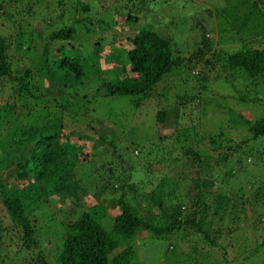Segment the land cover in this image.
Returning a JSON list of instances; mask_svg holds the SVG:
<instances>
[{
    "label": "trees",
    "instance_id": "16d2710c",
    "mask_svg": "<svg viewBox=\"0 0 264 264\" xmlns=\"http://www.w3.org/2000/svg\"><path fill=\"white\" fill-rule=\"evenodd\" d=\"M159 1L162 2V0ZM259 1L261 0H225L224 7L214 8L213 12L207 11V14L214 13L217 19L216 25L220 23L218 24L222 28L220 36L226 31H232L235 36H238L240 43L239 47L231 52L213 48L209 58L205 53L211 49V45L207 42L204 27L201 25V31L197 34L198 41L193 39L192 42L196 48L194 50L190 48L189 55L184 56L187 52L183 50L188 47V44H176L171 34L173 30H179L177 28L181 24H178V21L177 24L175 22L171 24L173 28L159 21L161 24L158 23V26H164L159 30L155 29L156 25L146 24L138 32L126 38L127 48L122 49L117 55H111V58L108 57L113 65L112 72L101 69V62L98 60L101 48L99 45L94 46L91 54L82 58H76L70 54L66 42L73 38L72 27L66 26L51 32L47 38L48 44L44 43L39 60L40 65L35 68V72L38 84L41 85L42 81L44 84L45 81L46 87H49L47 91L55 90L61 98H66L65 89L70 91L73 88L72 96L76 95V97L70 96L73 98L71 101L62 100L64 103L62 108H72L71 113L66 114L70 118L68 124L62 116L49 115L43 112V108L38 110L37 105L28 102L29 98L34 101H41L43 98L30 90L29 79L32 77L30 69L12 75L8 56L11 43L0 33V90L6 83L14 82V94L18 100L16 103L13 93L6 97L4 104L0 107V113L3 115L0 116V120L11 115L12 110L19 108V101H21L20 108L23 110L19 114H14L19 121L17 122L15 118V122L19 125L13 130L14 135L5 136L0 142L2 151L0 154V204L9 221V225L4 228L0 225V246L4 233H8V229L10 231L12 227L16 229L15 235L25 250L39 249L35 258L37 263L50 264L41 252L44 246L41 247V243L39 244L35 237V218L30 219L29 212L43 204L50 205L52 196H56L58 206L57 204L54 206L59 208L57 213L60 212L62 215L59 218L60 221L53 219L50 222L52 226L49 227V229L55 227L53 235L58 234L56 237L58 245L47 250L51 260L56 264H130L133 251L129 243L138 230L146 231L157 240H166L170 239L174 232L182 229L189 235L199 236L209 245L213 244V238L210 237L213 230H210V227L216 221L223 219V215L230 206V198L226 194L211 190L215 181L208 176L192 178L190 180L193 184L192 195L187 192L183 197L176 195L178 182L174 177L163 175L154 186V179L148 177L137 178L136 184L131 182L133 172L139 169L153 172L149 163L135 165L131 163L132 161L123 158L124 148L129 146L137 153V150L141 151L139 148L142 145L120 144L117 135L106 140L101 136L98 137L94 126L91 125V120H87L86 116L95 111L93 103L97 99L99 101L113 96L131 97V111L133 114L136 111L139 112L141 105L152 97L156 86L160 83L165 84L175 70H180V73H183L188 80L196 81L195 89L206 97L209 86L206 88L204 81L207 77L201 76V71L193 72L197 65H202L208 71L217 68L212 83L223 81L234 89V81L240 78L239 80L245 83L243 82L242 88H235V100L239 103H258L260 99L256 96L257 89L260 85L264 86V51L247 44L251 41L255 43L256 40L252 38L264 34V7L258 5ZM128 2L130 3L131 0ZM149 2H155V0H138L136 4L129 6V8L133 7V11L130 9L126 13L117 11L116 16L120 24L138 22L140 14L148 10ZM81 7L87 9V6L83 4ZM181 29L183 33L190 31L189 27ZM21 32L18 33L19 37L23 36ZM18 39L14 49L31 54L34 46L29 40ZM91 80H96L98 84L93 88L92 93L88 94L85 89L88 87L91 90L88 86ZM43 87L44 93L43 90L46 89ZM42 92H40L41 95ZM194 97V95L178 97L177 94V104L183 106ZM227 111L230 123L246 128L252 140L264 138V115L249 120L229 108ZM166 113L165 109L154 110L153 121L160 125L167 124L169 120ZM106 117L114 122L128 124L134 115L119 113L115 120L109 115ZM82 119H86L87 122L82 124ZM83 134L85 136H82V139L85 143H90L89 137L97 135V140H103L106 147L99 149L86 143L88 149L85 152L81 148L75 151L69 139L74 135L81 137ZM156 143L154 146L152 144L145 148L148 156L157 155H154V152L159 149V146H155ZM152 147H154L153 150ZM96 150L103 153L96 156L94 155ZM181 154L187 157L191 164L199 163L198 151L181 147ZM160 160L164 158L161 157ZM95 162H100L99 166H93ZM147 162L150 161L147 160ZM240 162L239 159L234 161L243 169ZM85 164L88 165L89 171L97 167V171L93 173L90 171L92 175L94 172L97 173L93 179H96L94 185L98 190L92 194L95 203L88 208H84L80 201L81 197L88 196L87 190L80 186L79 178L76 179L74 174L78 166ZM107 164L109 167L102 170L101 168ZM206 167L208 171L209 166ZM233 170H227L224 175L233 177ZM9 179L14 181L12 186H7ZM255 181L260 185H257L258 188L253 192L248 203L254 206L261 196L260 189L263 188L261 187L263 183L259 179ZM139 185H143V188ZM149 186L150 188L146 190L145 187ZM20 191H26L28 194L20 196ZM105 191L112 193L114 197L116 213L112 218H107L108 214L98 202L100 195ZM245 197L247 196H240L243 203L246 202L245 199L243 200ZM66 200L70 207L73 205L76 208L75 217L64 211L66 208L62 206ZM254 206H251V211ZM152 208H156V213L152 214ZM104 219L112 221L108 229L102 227L101 223ZM40 228L42 229L43 226ZM215 232L218 233V230ZM45 240L49 241L47 238ZM122 242L126 248L113 255L112 252ZM260 245L263 246L264 242ZM169 246L172 247V245ZM188 264H192V261L189 260Z\"/></svg>",
    "mask_w": 264,
    "mask_h": 264
},
{
    "label": "rangeland",
    "instance_id": "374dc122",
    "mask_svg": "<svg viewBox=\"0 0 264 264\" xmlns=\"http://www.w3.org/2000/svg\"><path fill=\"white\" fill-rule=\"evenodd\" d=\"M136 1L138 2V0H131L130 3L128 0H20L19 2L0 0V33L11 43L8 56L12 75L30 69L32 71V77L29 79L30 90L43 98L41 101L29 98L28 102L37 105L36 109L38 110L43 108V112L49 115L62 116L67 124L70 122V118L66 114L71 113L72 108H62L64 104L62 100L71 101L76 97V95L72 96L73 88L70 91L65 89L66 98H61L55 90L47 91L49 87H46L45 81L44 84L42 81V84L39 85L35 72V68L40 65L39 60L44 43L48 44L49 34L62 27L70 26L74 30L72 40L66 42L72 56L82 58L91 54L94 46L101 47L98 60L101 62V69L105 72H112L113 68L108 57L111 58V55H117L122 49L127 48L126 38L138 32L146 24L156 25V30L163 28L164 26H158V23L161 24L159 21L171 27L173 26L171 24L174 22L177 24V21L178 24H181L177 28L179 30H173L171 34L175 38L176 44H188V47L183 50L187 52L184 54L185 57L189 55L192 48L193 50L196 48L192 42L198 41L197 34L201 31L200 25L204 27L205 37L211 45V49L205 53L207 58L210 57L213 48L226 49L231 52L239 47L238 36H235L232 31H226L220 36L222 29L218 25L220 23L218 22L216 25L217 19L214 13L207 14V11L213 12L214 8L224 7L225 0H162V2L155 0V2H149L148 10L146 9L141 13L142 15L140 14L138 22L121 25L116 12L126 13L128 9L133 11V7L129 8V6L136 4ZM82 4L87 6L86 10L81 7ZM258 5L264 7V0L259 1ZM183 27H189L190 31L187 30L188 33H183L184 31H181ZM19 32L23 33L22 37L18 36ZM18 38H25L34 46L31 54L23 53L21 49V51L14 49L16 42L19 41ZM252 40H256V42L251 41L247 44L248 46L264 51V34L256 36ZM190 44L192 45L190 46ZM201 67L202 65H197L193 72L201 71V76L207 77V80L204 81L206 88L209 86L206 97H203L195 89L196 81L188 80L183 73H180V70H175L167 78L165 84L160 83L156 86L152 97L141 105L139 112L136 111L133 114L131 111V97L113 96L99 101L97 99L93 103L95 111L86 116L87 120H91V125L94 126L98 137L101 136L106 140L117 135L120 144L138 143L143 146L139 148L141 151L137 150V153L129 146L124 148L125 150L123 149V158L132 161L131 163L135 165L149 163L150 169L153 171L150 173L139 169L133 172L131 182L136 184L137 178L148 177L154 179V186L163 175L174 177L178 182L176 195L183 197L187 192L192 195L193 184L190 181L192 178L208 176L215 181L211 190L217 193L222 192L230 198V206L223 215V219L216 221L210 227V230H213V233L210 234L213 244L209 245L207 242H203L199 236L189 235L182 229L174 232L170 239L166 240H157L146 231L138 230L129 243L133 251L130 264H188L189 260L192 261V264H264V245H260L261 242H264V138L252 140L246 128L230 123L227 111L229 108L249 120L264 115V86L260 85L257 89L256 96L260 99L258 103H239L234 98L235 88H242L244 81L239 80L240 78L237 79L238 81H234V89L223 81L212 83L217 68L208 71ZM97 84L96 80L89 81L88 86L91 90L86 87L85 92L92 93L91 91ZM42 87L46 89L43 90L44 93ZM14 90V82L6 83L1 88L0 107L4 104L6 97L12 93L16 98V103L18 102ZM189 91L191 92L188 93ZM177 94L178 97L191 95L195 97L180 106L177 104ZM20 102L18 103L19 108L12 110L11 115L0 120V142L7 135L12 137L13 130L16 126L18 127L19 123L15 122L17 116L14 114L23 112ZM159 109H165L167 112L169 120L167 124L160 125L153 121L154 110ZM119 113H129L134 115V118L125 124L114 122L106 117L109 115L115 120ZM0 116L3 115L0 113ZM87 120L82 119L81 123H86ZM17 122H19L18 119ZM82 136L85 135L83 134L81 137L74 135L69 139V143L75 151L81 148L85 152L88 149L87 144L99 149L106 147L103 140L98 141L95 135L92 138L87 135L90 141V143L86 142L87 144L83 141ZM155 143V146H159V149L156 150L158 152H154V155H157L148 156L145 148L152 144L154 146ZM181 147H189L198 151L199 163L191 164L189 159L181 154ZM153 149L154 147H152ZM1 152L0 150V154ZM102 153L96 150L94 155ZM161 157L164 160H160ZM238 159L241 161L240 165L243 169L234 163ZM99 163L95 162L93 166H99ZM87 166L86 164L80 165L74 172L75 178H79L80 186L87 190L88 196H83L80 199L84 208L95 203L92 194L98 190L94 185L96 179H93L97 173L94 172L93 175L90 173V171L92 173L97 171V167L89 171ZM206 166H209L208 171ZM108 167L107 164L101 169L106 170ZM229 169H234L233 177L224 175ZM256 179L263 183L261 186L263 188L260 189L261 196L254 206V204L249 205L248 203L253 192L258 188L257 185H260L255 181ZM13 184L14 181L9 179L7 186ZM145 188L147 190L150 186ZM3 191L5 192V190ZM19 194L24 196L28 193L20 191ZM111 194L105 191L98 200L108 214L107 218H112L116 213L114 197ZM240 196H247L243 198L246 202L243 203ZM50 201V205L43 204L32 209L28 214L30 219L35 218V237L39 244L41 243V247L44 246V249L41 250L44 259L50 264H56L51 260L47 250L58 245L56 239L58 234L53 235L55 227L52 229L49 227L52 226L50 222L53 219L60 221L59 218L62 215L60 212L57 213L59 208L54 206L58 202L56 196L50 197ZM251 206H254L253 211H251ZM62 207L66 208L64 211H67L69 215L74 217L77 215L74 212L76 208L73 205L70 207L68 200L63 203ZM240 211L241 214H239ZM151 212L152 214L156 213V208H152ZM67 219L69 218L67 217ZM110 220L104 219L101 223L104 229L111 226L112 221ZM0 225L3 228L9 225L1 204ZM40 226L45 229H41ZM15 230L11 227L10 231L12 232L8 229V233L3 235L0 246V264H39L35 261L39 249L25 250L16 237ZM216 230L218 233L215 232ZM12 233L16 238L12 236ZM45 238L49 241L47 242ZM169 245L172 247L170 248ZM125 248L126 245L122 242L112 254L119 253Z\"/></svg>",
    "mask_w": 264,
    "mask_h": 264
}]
</instances>
